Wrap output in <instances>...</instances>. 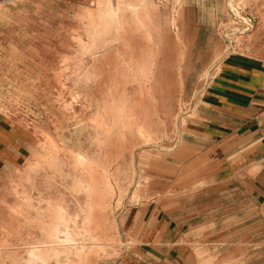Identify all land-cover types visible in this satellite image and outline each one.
<instances>
[{
  "label": "rangeland",
  "instance_id": "374dc122",
  "mask_svg": "<svg viewBox=\"0 0 264 264\" xmlns=\"http://www.w3.org/2000/svg\"><path fill=\"white\" fill-rule=\"evenodd\" d=\"M260 13L261 0H0V264H149L171 246L149 212L219 200L223 221L186 264H264V202L196 191L178 182L186 166L171 189L186 116L228 56L264 59L249 39Z\"/></svg>",
  "mask_w": 264,
  "mask_h": 264
},
{
  "label": "crops",
  "instance_id": "0c3cea01",
  "mask_svg": "<svg viewBox=\"0 0 264 264\" xmlns=\"http://www.w3.org/2000/svg\"><path fill=\"white\" fill-rule=\"evenodd\" d=\"M259 17L257 28L249 34V39L253 46L264 48V13ZM254 53H264V49ZM228 57L231 61L224 65L226 78H215L206 93L209 99L204 103L198 100L197 108L186 116L182 131L184 141L174 148L186 154L183 158L171 159V189L182 174L176 173L177 166H186L184 171L195 169L194 174L178 178V182L196 181L200 183L196 191L204 188L203 182H210L215 190L214 197L222 198L224 193L231 191L232 197L240 203L247 199L256 206L264 202V59L239 54ZM238 86L254 89H237ZM245 109L253 113L245 114ZM223 111L231 117L224 116ZM239 116L246 118L232 120ZM220 153L222 157H218ZM222 203V200L217 201L214 211L209 209L212 205L206 208L194 205L183 212L171 207V215L160 210L149 212L143 220L146 227L168 233L171 246L162 254H150L151 259L145 261L149 264H186L192 248L201 245L208 228L213 224L217 227V222L223 221ZM146 210L143 209V217Z\"/></svg>",
  "mask_w": 264,
  "mask_h": 264
},
{
  "label": "bare ground",
  "instance_id": "6f19581e",
  "mask_svg": "<svg viewBox=\"0 0 264 264\" xmlns=\"http://www.w3.org/2000/svg\"><path fill=\"white\" fill-rule=\"evenodd\" d=\"M138 72L140 73L141 71H138ZM58 232L62 234V237H63L62 240L63 241L68 242V241L73 240V238H71L70 233L68 232V229L67 228H65L64 230H59ZM29 257H30L31 261H36V260L43 261V257L40 254V251H39V249H38L37 246H33L30 249V251H29Z\"/></svg>",
  "mask_w": 264,
  "mask_h": 264
}]
</instances>
